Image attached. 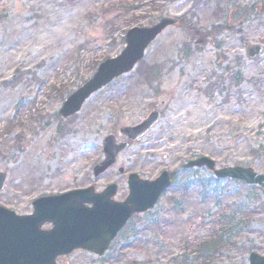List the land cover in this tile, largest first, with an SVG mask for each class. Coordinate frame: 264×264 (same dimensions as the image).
Wrapping results in <instances>:
<instances>
[{
	"label": "rangeland",
	"instance_id": "rangeland-1",
	"mask_svg": "<svg viewBox=\"0 0 264 264\" xmlns=\"http://www.w3.org/2000/svg\"><path fill=\"white\" fill-rule=\"evenodd\" d=\"M163 18L180 24L136 70L79 114L60 116L98 66L124 51L129 30ZM249 45L264 47V0H0V206L28 215L38 198L111 184L121 202L130 174L154 180L168 171L173 186L103 256L77 251L57 264H250L252 253L264 256L261 188L183 170L206 156L218 168L264 173V56L250 61ZM154 66L160 76L149 82L140 68ZM154 111L159 125L95 178L106 137L121 141V128Z\"/></svg>",
	"mask_w": 264,
	"mask_h": 264
},
{
	"label": "water",
	"instance_id": "water-1",
	"mask_svg": "<svg viewBox=\"0 0 264 264\" xmlns=\"http://www.w3.org/2000/svg\"><path fill=\"white\" fill-rule=\"evenodd\" d=\"M177 23L176 19L163 18L152 27H136L128 31L124 51L118 57L100 64L94 76L67 99L60 115L67 119L79 113L95 93L132 72L144 59L149 46L167 28ZM247 54L250 60H255L263 56L264 47L250 45ZM160 118L158 112H153L141 124L122 128L120 134L129 142L137 143L158 125ZM128 148V143L117 144L115 136L107 137L103 145L104 160L95 166L94 177L107 172ZM184 168H206L217 179H232L258 186L262 188L264 196V174L256 173L253 168L217 169L216 163L206 157L190 161ZM6 181L7 176L0 173V191L4 190ZM127 184L129 196L123 203L114 201L118 187L111 185L103 193L89 188L41 197L33 203V214L27 216H19L0 207V264H57L58 258L69 256L77 250L103 256L130 218L154 209L161 196L171 187L172 181L168 172L162 173L154 181L143 180L133 174ZM46 224L53 225V228L43 230ZM250 264H264V256L252 253Z\"/></svg>",
	"mask_w": 264,
	"mask_h": 264
},
{
	"label": "trees",
	"instance_id": "trees-1",
	"mask_svg": "<svg viewBox=\"0 0 264 264\" xmlns=\"http://www.w3.org/2000/svg\"><path fill=\"white\" fill-rule=\"evenodd\" d=\"M194 31V30H193ZM144 71L143 74L146 77V80H148L149 82L152 81L153 79L155 80L158 76H160V71L158 69V66H154V67H141L140 71ZM219 241L216 244H211L210 247H206V245H210L209 244H204L202 246V250L206 253L208 250H211L215 245H218Z\"/></svg>",
	"mask_w": 264,
	"mask_h": 264
},
{
	"label": "flooded vegetation",
	"instance_id": "flooded-vegetation-1",
	"mask_svg": "<svg viewBox=\"0 0 264 264\" xmlns=\"http://www.w3.org/2000/svg\"><path fill=\"white\" fill-rule=\"evenodd\" d=\"M124 142H126V139H121L120 143H124ZM131 147H133V145Z\"/></svg>",
	"mask_w": 264,
	"mask_h": 264
}]
</instances>
